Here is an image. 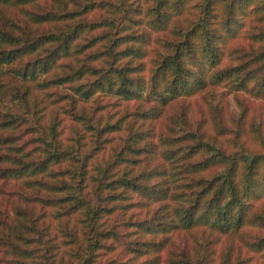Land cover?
Masks as SVG:
<instances>
[{
	"label": "trees",
	"instance_id": "1",
	"mask_svg": "<svg viewBox=\"0 0 264 264\" xmlns=\"http://www.w3.org/2000/svg\"><path fill=\"white\" fill-rule=\"evenodd\" d=\"M0 264H264V0H0Z\"/></svg>",
	"mask_w": 264,
	"mask_h": 264
},
{
	"label": "rangeland",
	"instance_id": "2",
	"mask_svg": "<svg viewBox=\"0 0 264 264\" xmlns=\"http://www.w3.org/2000/svg\"><path fill=\"white\" fill-rule=\"evenodd\" d=\"M101 104H104V105H105L104 102H102ZM104 105H103V106H104ZM104 110H105V111L110 110L111 112H113V108H112V107L105 108Z\"/></svg>",
	"mask_w": 264,
	"mask_h": 264
}]
</instances>
